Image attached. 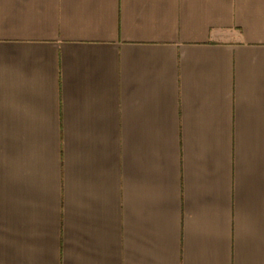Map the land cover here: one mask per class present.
<instances>
[{"label": "crops", "instance_id": "1", "mask_svg": "<svg viewBox=\"0 0 264 264\" xmlns=\"http://www.w3.org/2000/svg\"><path fill=\"white\" fill-rule=\"evenodd\" d=\"M0 264H264V0H0Z\"/></svg>", "mask_w": 264, "mask_h": 264}]
</instances>
